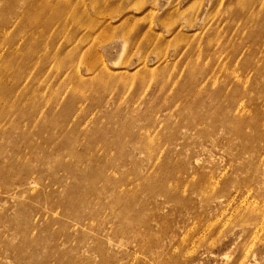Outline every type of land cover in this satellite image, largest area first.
I'll use <instances>...</instances> for the list:
<instances>
[{
  "label": "rangeland",
  "instance_id": "374dc122",
  "mask_svg": "<svg viewBox=\"0 0 264 264\" xmlns=\"http://www.w3.org/2000/svg\"><path fill=\"white\" fill-rule=\"evenodd\" d=\"M0 264H264V0H0Z\"/></svg>",
  "mask_w": 264,
  "mask_h": 264
}]
</instances>
